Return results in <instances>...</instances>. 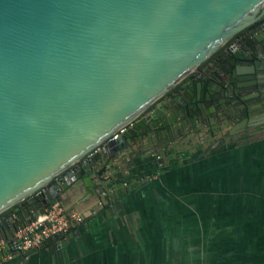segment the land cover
Returning <instances> with one entry per match:
<instances>
[{
  "label": "water",
  "instance_id": "obj_1",
  "mask_svg": "<svg viewBox=\"0 0 264 264\" xmlns=\"http://www.w3.org/2000/svg\"><path fill=\"white\" fill-rule=\"evenodd\" d=\"M262 8L264 0H0L5 248L21 250L14 233L53 202L107 197L103 174L134 146L157 155L180 139L168 137L173 113L197 127L205 106L213 112L233 101L251 110L252 97L264 96V57L232 50L234 59L199 68ZM220 65L229 71L215 78ZM183 81L180 93L149 110ZM233 116L221 120L230 133L242 125L232 126Z\"/></svg>",
  "mask_w": 264,
  "mask_h": 264
},
{
  "label": "crops",
  "instance_id": "obj_2",
  "mask_svg": "<svg viewBox=\"0 0 264 264\" xmlns=\"http://www.w3.org/2000/svg\"><path fill=\"white\" fill-rule=\"evenodd\" d=\"M209 121L157 155L123 153L103 174L107 197L64 205L84 216L64 244L5 248L0 264H264V133L228 140Z\"/></svg>",
  "mask_w": 264,
  "mask_h": 264
},
{
  "label": "flooded vegetation",
  "instance_id": "obj_3",
  "mask_svg": "<svg viewBox=\"0 0 264 264\" xmlns=\"http://www.w3.org/2000/svg\"><path fill=\"white\" fill-rule=\"evenodd\" d=\"M256 21L251 24L250 26L244 28L240 32H238L235 36H233L224 46H222L218 51H216L214 54H212L206 63L199 68V70H202L204 67H206L208 64L213 63L217 59H234V56L232 55V50L237 51L239 56H254L259 55L264 57V12L263 8L256 14ZM249 49H252V52L249 51ZM230 63V61H228ZM227 62V63H228ZM219 70L221 71L220 75H214L215 78H222V76H225L229 71V66L220 65ZM241 67H248L245 65H241ZM218 69V67L216 68ZM261 70H264L261 68ZM207 81V79H205ZM222 82L227 83V79L222 80ZM179 88L176 92L166 95L163 98L166 100H170L172 97H174L176 94L180 93L182 91V88L184 85H186V81H183L179 84ZM264 93V91H262ZM214 94H218L216 91H214ZM230 97V94H226V99ZM223 97L219 96L218 99L222 100ZM187 100V99H185ZM251 103V110H249L247 113H245V110L242 109V106L240 104H237L236 102L230 101V102H222L221 105H218V107H215V111H211V106H205L204 108L198 109L197 113L199 115V120H203L202 124H205L206 126L210 124V119H213L215 121L214 124H212L210 127L212 129L218 128L222 125V116L225 115L232 116L235 113V116H233V123L232 126H236L238 124L240 127L237 129L235 133H230L229 129L226 130L223 134V137L225 139L231 140H244L249 139L252 137H255L257 135H260L261 133H264V121L261 119L264 117V96L258 98L252 97ZM172 106H169L167 110H169ZM185 109V113L189 114L192 112V109H189L190 103L186 102L183 105ZM171 110V109H170ZM172 111V110H171ZM172 119L170 121V129L168 128V137L174 138L177 135L182 138L184 135H188L190 132L194 131L196 127L193 125L194 123H187L183 122L187 120V116L183 115L182 117L177 115L176 113H173ZM206 116V117H205ZM208 117V118H207ZM252 119H258L257 122H252ZM231 126V127H232ZM194 127V128H192Z\"/></svg>",
  "mask_w": 264,
  "mask_h": 264
},
{
  "label": "built area",
  "instance_id": "obj_4",
  "mask_svg": "<svg viewBox=\"0 0 264 264\" xmlns=\"http://www.w3.org/2000/svg\"><path fill=\"white\" fill-rule=\"evenodd\" d=\"M126 128H121L115 132L109 141L117 139ZM98 152L96 149L91 157ZM159 158V157H158ZM84 220V216L73 209H68L59 202H54L46 210L44 216L36 220H30L22 224L13 235V245L19 243L21 251H29L39 248L43 243L51 238L60 237L67 234L73 227L80 225ZM5 249V242L0 241V252ZM5 260L12 259L11 254L4 256Z\"/></svg>",
  "mask_w": 264,
  "mask_h": 264
},
{
  "label": "trees",
  "instance_id": "obj_5",
  "mask_svg": "<svg viewBox=\"0 0 264 264\" xmlns=\"http://www.w3.org/2000/svg\"><path fill=\"white\" fill-rule=\"evenodd\" d=\"M179 86H180V85H177V86L173 87V88H172V89H171L166 95H170V94L176 92V91L178 90ZM166 95H165V96H166ZM176 165H177V160L174 159V160H172V161H170V162L168 163L167 168H171V167L176 166ZM53 203H54V202H53Z\"/></svg>",
  "mask_w": 264,
  "mask_h": 264
},
{
  "label": "rangeland",
  "instance_id": "obj_6",
  "mask_svg": "<svg viewBox=\"0 0 264 264\" xmlns=\"http://www.w3.org/2000/svg\"><path fill=\"white\" fill-rule=\"evenodd\" d=\"M208 130H209V128H208ZM207 130V131H208ZM206 131H204L203 129H199L198 131H196L195 132V134H194V136H193V141L191 142V145H193V147H194V145H195V141L194 140H196V138H198V137H200V136H203V135H205L206 133H205ZM257 137V136H256Z\"/></svg>",
  "mask_w": 264,
  "mask_h": 264
}]
</instances>
